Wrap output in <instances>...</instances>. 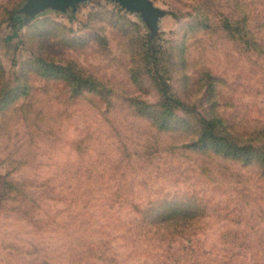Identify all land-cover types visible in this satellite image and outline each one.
<instances>
[{"label":"rangeland","instance_id":"1","mask_svg":"<svg viewBox=\"0 0 264 264\" xmlns=\"http://www.w3.org/2000/svg\"><path fill=\"white\" fill-rule=\"evenodd\" d=\"M0 0V264H264V0Z\"/></svg>","mask_w":264,"mask_h":264},{"label":"water","instance_id":"2","mask_svg":"<svg viewBox=\"0 0 264 264\" xmlns=\"http://www.w3.org/2000/svg\"><path fill=\"white\" fill-rule=\"evenodd\" d=\"M80 0H28L24 10L31 14L42 10L47 5L63 8L68 5H75ZM125 6L134 10H142L150 19H154L158 14V9L149 0H120Z\"/></svg>","mask_w":264,"mask_h":264}]
</instances>
